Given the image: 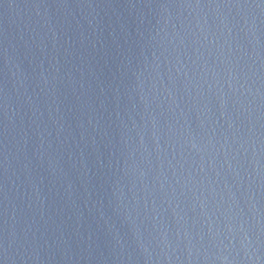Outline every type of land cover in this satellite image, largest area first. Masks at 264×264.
<instances>
[{"label":"water","instance_id":"95a60500","mask_svg":"<svg viewBox=\"0 0 264 264\" xmlns=\"http://www.w3.org/2000/svg\"><path fill=\"white\" fill-rule=\"evenodd\" d=\"M0 264H264V0H0Z\"/></svg>","mask_w":264,"mask_h":264}]
</instances>
